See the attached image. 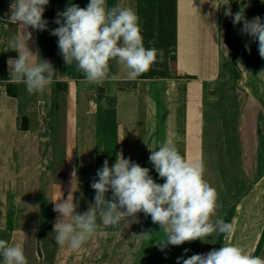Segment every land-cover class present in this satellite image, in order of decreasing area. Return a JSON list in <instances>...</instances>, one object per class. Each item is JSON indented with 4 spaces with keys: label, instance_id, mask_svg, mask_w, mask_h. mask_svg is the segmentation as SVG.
I'll return each mask as SVG.
<instances>
[{
    "label": "crops",
    "instance_id": "0c3cea01",
    "mask_svg": "<svg viewBox=\"0 0 264 264\" xmlns=\"http://www.w3.org/2000/svg\"><path fill=\"white\" fill-rule=\"evenodd\" d=\"M11 3L0 0V81L10 78L7 60L17 56L5 51L7 39L19 33L18 25L4 23ZM88 3L49 0L43 19L49 30L55 29L58 12ZM117 4L136 12L144 47L163 49V63L131 80L128 70L113 60L110 74L120 79L97 85L78 78L74 63L65 65L58 38L50 31H33L28 47L51 62L57 73L53 83L36 93L15 80L0 86V239L22 246L28 264H176L180 257L200 254L203 240L160 250L156 244L164 234L143 213L137 214L140 223L122 220L107 229V236L90 239L83 250L55 241L58 213L53 203L71 193L79 202L77 212H85L94 201L90 184L97 170L106 159L111 167L117 152L148 168L163 184L149 155L168 142L189 162H203L204 179L222 204L218 217L235 204L231 223L236 230L224 236L221 246L235 244L252 254L264 225V76L258 75L264 59L258 42L242 34V24L233 25L225 11L234 15L241 10L248 20H264V0H106L109 9ZM213 23L219 34L209 28ZM228 32L238 47L237 82L229 63ZM10 84H15L14 97L6 93ZM79 100L86 106L89 131L75 127ZM21 117L26 130L20 129ZM78 134L83 135L80 145ZM249 228L254 229L252 241H241ZM149 229L150 239L137 237ZM258 256L264 258V241Z\"/></svg>",
    "mask_w": 264,
    "mask_h": 264
},
{
    "label": "clouds",
    "instance_id": "9594fccd",
    "mask_svg": "<svg viewBox=\"0 0 264 264\" xmlns=\"http://www.w3.org/2000/svg\"><path fill=\"white\" fill-rule=\"evenodd\" d=\"M48 4L49 0H12L4 23L18 25L19 33L7 39L5 51L17 56L8 58L10 78L0 81V86L15 80L23 82L28 92L36 93L53 83L57 73L51 62L40 58L39 49L33 53L28 47L33 31H50L58 38L65 65L74 63L87 82L97 85L120 79L118 74H110V61L127 69L131 80L148 72L154 64L163 63V49L144 47L139 17L132 8L117 4L109 9L106 0H89L86 8L70 4L57 13L53 21L57 27L49 30V22L43 19ZM225 15L232 17L233 25L242 24V34L258 42V53L264 59V20L259 16L248 20L241 10L233 15L226 9ZM209 28L219 34L215 23ZM258 75L264 76V71ZM149 162L163 184L150 176L148 168L117 152L111 167L106 159L97 170L90 184L94 201L85 212H77L79 202H74L71 193L67 199L53 203V211L58 213L53 224L56 243L73 251L83 250L90 239L107 236V229H115L122 220L140 223L138 213L150 216L152 223L159 226L164 239L156 247L162 251L169 245L202 241L217 232L234 234V224L217 216L222 204L218 203L216 189L204 179L201 160L189 162L174 145L165 142L158 150H150ZM72 175L76 176L75 169ZM109 192L111 197L107 198ZM152 234L149 229L137 237L150 239ZM0 256L3 264H28L23 247L4 239H0ZM176 264H264V258L231 244L187 259L180 257Z\"/></svg>",
    "mask_w": 264,
    "mask_h": 264
},
{
    "label": "trees",
    "instance_id": "16d2710c",
    "mask_svg": "<svg viewBox=\"0 0 264 264\" xmlns=\"http://www.w3.org/2000/svg\"><path fill=\"white\" fill-rule=\"evenodd\" d=\"M227 42H228V46H229V49H230V51H229V63L232 66L233 73H234V78H235V81L237 82V79L239 78V71H238V69L235 66L234 58H235L236 53L238 51V47H237L235 41L233 40V38L231 37V34L229 32L227 34ZM77 77L78 78H84L83 74L81 72H79V71H77ZM140 77H142V75L139 76L138 78H140ZM6 93L9 96L14 97L16 95L15 84L7 85L6 86ZM20 129L26 130V118L25 117H21V119H20ZM234 211H235V204L231 205L220 216V218H222L226 223H231ZM224 236L225 235L220 234V233L217 232L216 239L214 241V244H213L211 250H213L214 248L218 249L219 247H221V244L223 242ZM263 241H264V225H263V228H262L261 233L259 235V238H258V240H257V242H256V244L254 246L252 255L258 256V254H259V252L261 250Z\"/></svg>",
    "mask_w": 264,
    "mask_h": 264
},
{
    "label": "rangeland",
    "instance_id": "374dc122",
    "mask_svg": "<svg viewBox=\"0 0 264 264\" xmlns=\"http://www.w3.org/2000/svg\"><path fill=\"white\" fill-rule=\"evenodd\" d=\"M79 98H82V97H79ZM85 108H86V106H85V103H84V101L82 102L81 100H79V104H78V112H77V121H76V124H75V127H76V130H78V132H81V131H89L90 129H86V123H85V121H84V119H85V113L83 112L84 110H85ZM59 115V114H58ZM87 117H88V115H87ZM92 133H93V130L91 131ZM89 133V132H88ZM90 134V133H89ZM83 135L81 134H78V138L76 139L77 140V142H78V144L80 145V142H82L83 141V137H82ZM78 145V146H79ZM87 147L89 146L88 145V140H87ZM236 194V193H235ZM235 194H232V197L234 198V195ZM10 197H13V195H9V201H8V211H9V214L10 213H12L13 212V204H12V202L10 201ZM231 201V200H230ZM233 202V201H232ZM262 206H264V201H262ZM9 214H8V216H9ZM8 220H9V218H8ZM253 228H249L245 233H244V239H241V241H245V240H247V241H252V239H253V237H254V234L252 233L253 232ZM216 235H217V233H213L211 236H209V237H206V238H204L203 239V241H202V245H203V247L201 248V252H199L200 254H206V253H208L210 250H211V248H212V246H213V244H214V241H215V239H216ZM243 243V242H242ZM249 246H250V244H249ZM243 247H244V244H243ZM253 249H254V247H253ZM253 249H252V251H251V253L253 254ZM251 254V255H252Z\"/></svg>",
    "mask_w": 264,
    "mask_h": 264
}]
</instances>
